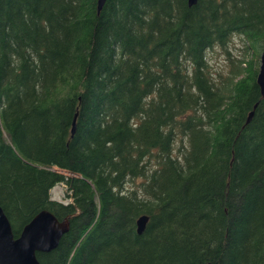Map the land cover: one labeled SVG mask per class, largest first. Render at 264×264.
<instances>
[{"label":"trees","instance_id":"obj_1","mask_svg":"<svg viewBox=\"0 0 264 264\" xmlns=\"http://www.w3.org/2000/svg\"><path fill=\"white\" fill-rule=\"evenodd\" d=\"M236 34L251 59L216 78ZM263 49L264 0H0L14 237L48 210L69 230L39 264H264Z\"/></svg>","mask_w":264,"mask_h":264},{"label":"water","instance_id":"obj_2","mask_svg":"<svg viewBox=\"0 0 264 264\" xmlns=\"http://www.w3.org/2000/svg\"><path fill=\"white\" fill-rule=\"evenodd\" d=\"M198 0H188V6L193 7ZM106 0H96L97 11L100 12ZM260 96L264 99V50L259 57V69L256 77ZM257 107V104L254 108ZM250 112L247 123L251 121ZM75 130V117L72 123V134ZM148 217L143 215L136 221V232L141 234L146 227ZM69 230L67 221H59L50 211H40L28 224L20 235L15 238L12 226L0 207V264H39L36 254L48 253L54 250L60 239Z\"/></svg>","mask_w":264,"mask_h":264},{"label":"rangeland","instance_id":"obj_3","mask_svg":"<svg viewBox=\"0 0 264 264\" xmlns=\"http://www.w3.org/2000/svg\"><path fill=\"white\" fill-rule=\"evenodd\" d=\"M247 45L248 42L245 40V37L241 34H236L231 38V41L225 50L220 47H215L206 53L207 63L216 78H219L220 76L224 78L227 76L230 69L233 66L237 67L240 60H245V62H247L251 59L252 52L246 48ZM257 64L259 65V59ZM179 145H181L180 142L178 146ZM64 196L65 186L62 184L55 186L51 190L52 200L67 204L69 200H66Z\"/></svg>","mask_w":264,"mask_h":264},{"label":"bare ground","instance_id":"obj_4","mask_svg":"<svg viewBox=\"0 0 264 264\" xmlns=\"http://www.w3.org/2000/svg\"><path fill=\"white\" fill-rule=\"evenodd\" d=\"M142 234V233H141ZM141 234H139V235H141Z\"/></svg>","mask_w":264,"mask_h":264}]
</instances>
